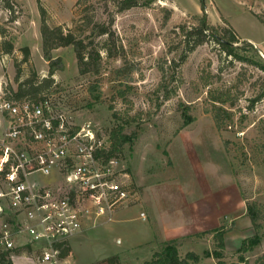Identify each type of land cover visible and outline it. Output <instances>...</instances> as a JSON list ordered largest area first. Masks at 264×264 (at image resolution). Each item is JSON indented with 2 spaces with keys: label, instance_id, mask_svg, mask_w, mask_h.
Segmentation results:
<instances>
[{
  "label": "rangeland",
  "instance_id": "374dc122",
  "mask_svg": "<svg viewBox=\"0 0 264 264\" xmlns=\"http://www.w3.org/2000/svg\"><path fill=\"white\" fill-rule=\"evenodd\" d=\"M121 1L10 0L9 9L7 0H0V26L14 42L12 53L0 51V91L17 90L18 69L21 80L48 75L41 37L44 12L51 26L82 29L81 36L95 40L103 56L100 74L82 75L72 45L53 50L62 65L53 75L61 90L57 100L101 136L113 125L111 104L136 119L127 127L136 136L125 145L117 167L129 172L136 195L113 220L71 237L73 264H108L111 256H118L119 264H144L170 237L182 240L181 254H200V264H207L203 259L209 248L218 264L238 260L240 252L254 262L264 256V70L258 65L264 64V22L254 13L264 12V0H140L118 11ZM166 9L171 10L168 19ZM87 13L115 31L113 55L103 48L107 35L93 34L85 23ZM204 13L212 24L234 28L237 55H228L213 39L198 46L174 67L169 87L177 91L165 99L158 88L161 67L179 62L185 47L174 30ZM244 40L256 45L249 47ZM24 47L30 48L27 61ZM120 67L130 72L119 74ZM119 90L126 91L127 99ZM221 93L229 100L222 104L233 112L234 123L218 130L211 109ZM144 189L145 200L138 201ZM252 200L261 209V241L252 248L248 242L243 251V240L256 232L247 211ZM199 217L205 221L199 224ZM219 227L226 230L224 249L215 245L212 234L192 236ZM16 264L32 263L17 259Z\"/></svg>",
  "mask_w": 264,
  "mask_h": 264
},
{
  "label": "built area",
  "instance_id": "2783aa9c",
  "mask_svg": "<svg viewBox=\"0 0 264 264\" xmlns=\"http://www.w3.org/2000/svg\"><path fill=\"white\" fill-rule=\"evenodd\" d=\"M56 89L0 91V257L14 264H73L61 255L71 237L113 220L136 195L120 159L98 156L109 135L81 124Z\"/></svg>",
  "mask_w": 264,
  "mask_h": 264
},
{
  "label": "trees",
  "instance_id": "16d2710c",
  "mask_svg": "<svg viewBox=\"0 0 264 264\" xmlns=\"http://www.w3.org/2000/svg\"><path fill=\"white\" fill-rule=\"evenodd\" d=\"M140 0H123L121 2H117L118 11H122L125 9H129L133 6L139 4ZM5 6L9 9H12V5L10 0H7ZM89 13V10H87ZM86 14L85 23L91 29L93 34H106L108 40L107 44H103V48H105L106 53L110 56L113 55L110 39H114L116 34L115 31L111 28V26L106 25L105 23L96 21L95 15ZM255 15L264 22V12H255ZM171 15V10L166 9V19H168ZM190 23L182 22L178 28L179 32L174 30L176 36L181 35L179 40L184 42V50L182 51L181 59L179 62L173 60V63L168 65V67H161L163 74L161 82L158 84L159 90L164 92V98L170 99L177 91V87L170 88L169 84L173 80V71L174 67L180 65L188 56V53L194 51L198 46L211 41H215L219 46L228 54V55H237V52L234 49V43L239 40V36L234 30V28L230 25H214L209 22L206 14L203 15H193L190 17ZM7 29L0 26V35L2 36V41L0 42V51L4 53H12L14 50V42L13 39L7 38ZM82 29L79 32L72 28H66L63 24H58L55 26H51L45 17V13L42 15V23H41V37H42V51L44 58L49 62V72L45 77H41L38 74H32L31 76H27L26 78L21 80L22 73L18 69L15 75V80L18 82L17 90L12 89L13 96L17 98H35L43 94H50L54 91L55 86L59 84L56 83L54 78V73L57 69H59L62 65H60V60L54 58L52 56V51L62 47L72 45L74 47L79 73L82 75L85 74H100L102 70V52L97 44H95V40H86L81 36ZM179 34V35H178ZM244 44L249 47L253 45V42L249 40H244ZM116 46V45H113ZM257 47V46H256ZM255 47V50L257 49ZM123 49V47H122ZM241 49L247 50L246 46ZM124 50V49H123ZM122 50V51H123ZM23 51L25 53L24 61H27L30 55V48L24 47ZM119 56H124L123 52L116 50ZM264 70V64H258ZM128 70V69H127ZM125 70L124 67L117 68V72L119 74H126L128 71ZM130 72V71H129ZM173 89V90H172ZM60 88L58 87V89ZM119 96H121L124 100L126 98V91L119 90L117 92ZM223 93L219 96H214V105L211 109L213 119L215 121L216 127L218 130H222L225 127H229L234 123L233 112L226 108L222 103L229 101L228 99L222 98ZM95 98H97V94H93ZM115 96V95H114ZM113 96V97H114ZM219 102L221 104H217ZM110 109L112 110L113 117V125L108 131L109 135V146L103 150L98 152V156H100L104 161H108L111 158L123 159L124 157V148L125 145L130 143L136 136L134 132L128 133L127 127L133 121H136L135 118L129 117L128 112L125 111L123 114L115 110L113 104H111ZM192 120V119H191ZM247 211L250 219L252 221V225L254 226L256 232L253 237L249 239H244L241 250L246 251L249 248L254 247L259 244L261 241L260 230L262 228V223L258 220L261 218V209L256 200L249 201L247 203ZM224 227H219L215 229H209L202 232H198L194 234L197 237H202L206 234H212L215 245L219 249H224L225 247V239H224ZM250 243L249 248H247V243ZM181 242L179 238H172L166 240L164 242L163 248L161 250H155L152 253L150 259L144 261V264H200L201 256L195 251H188L185 254H181L179 246ZM71 252V246L67 243L62 250V256H66ZM219 254V252H218ZM215 253L216 256H218ZM108 264H119L118 256H111L106 258ZM220 263L223 261L220 260ZM0 264H14L12 259L8 257L6 254H2L0 257ZM229 264H264V256L257 258L254 262H251L248 258L244 256L243 252H240L238 255V260L232 261Z\"/></svg>",
  "mask_w": 264,
  "mask_h": 264
},
{
  "label": "crops",
  "instance_id": "0c3cea01",
  "mask_svg": "<svg viewBox=\"0 0 264 264\" xmlns=\"http://www.w3.org/2000/svg\"><path fill=\"white\" fill-rule=\"evenodd\" d=\"M244 38V37H243ZM250 41V40H249ZM251 42H253V41H251ZM254 43V42H253ZM255 44V43H254ZM256 45V44H255ZM145 200V189L143 190V192H142V194L139 196V198H138V201H142V200ZM137 201V202H138ZM125 208V207H124ZM124 208H120V209H118L116 212H115V214H117L119 211H121L122 209H124ZM141 212H144V211H141ZM188 213L190 214V215H192L193 217H194V212H193V209H188ZM114 214V215H115ZM141 214V213H140ZM141 216V215H140ZM196 218V217H195ZM198 219V223L200 224V223H203L205 220L203 219V220H200L201 218L199 217V218H197ZM104 223V222H103ZM155 223H156V221H155ZM102 224V223H101ZM156 230H157V232H159V225L156 223ZM197 233H198V231H197ZM196 234V233H195ZM192 236H195L194 234L192 235ZM156 237H158V235L156 236ZM197 237V236H196ZM172 238H175V237H170V238H166L167 240H169V239H172ZM155 238H153V239H151L150 241H153ZM159 239H160V237H159ZM166 239H164V240H161L162 242H165L166 241ZM149 241V242H150ZM181 242H182V240H181ZM155 251V250H154ZM154 251H152V252H154ZM207 252H211V253H207ZM214 251H212L211 250V248H209L208 249V251H206V253H205V256L206 257H204V259H203V261H206L207 262V264H218V262H217V260H216V258H215V256H214V253H213ZM200 255V254H199ZM70 260L71 261H73V259H72V251L70 252ZM74 262V261H73ZM75 263V262H74ZM202 263H204V262H202Z\"/></svg>",
  "mask_w": 264,
  "mask_h": 264
}]
</instances>
